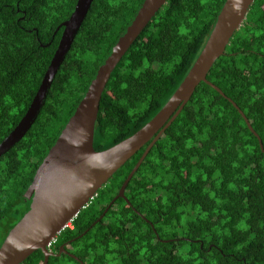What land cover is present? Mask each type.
Here are the masks:
<instances>
[{
    "label": "trees",
    "instance_id": "obj_1",
    "mask_svg": "<svg viewBox=\"0 0 264 264\" xmlns=\"http://www.w3.org/2000/svg\"><path fill=\"white\" fill-rule=\"evenodd\" d=\"M143 0H93L35 122L0 156V243L23 191ZM225 0H167L112 72L93 149L127 139L165 105L203 49ZM77 0H0V143L25 115ZM108 208L145 148L57 237L47 264H264V0ZM82 235V236H81ZM68 247V246H67ZM66 251L67 248L65 247ZM40 250L22 264H42Z\"/></svg>",
    "mask_w": 264,
    "mask_h": 264
},
{
    "label": "water",
    "instance_id": "obj_2",
    "mask_svg": "<svg viewBox=\"0 0 264 264\" xmlns=\"http://www.w3.org/2000/svg\"><path fill=\"white\" fill-rule=\"evenodd\" d=\"M92 1L77 0L73 13L58 27L63 30L54 55L25 115L0 143V156L18 143L35 122ZM166 1L143 0L97 67L80 101L23 191L26 211L0 243V264H22L37 250L43 254L42 264H47L50 257L67 254L65 245L60 246L58 254H54L47 249L48 243L89 204L117 170L147 145L122 183L118 194L97 221L102 219L116 199L127 201L124 191L131 178L153 145L180 114L200 83L207 84L226 98L216 86L206 80V76L216 60L224 54L226 46L244 22L254 0H225L203 49L161 110L127 139L101 152L93 149L94 125L101 96L109 78ZM229 102L239 112L248 130L257 138L260 150L264 153L261 140L248 120L234 103L230 100ZM70 256L83 264L76 257Z\"/></svg>",
    "mask_w": 264,
    "mask_h": 264
},
{
    "label": "flooded vegetation",
    "instance_id": "obj_3",
    "mask_svg": "<svg viewBox=\"0 0 264 264\" xmlns=\"http://www.w3.org/2000/svg\"><path fill=\"white\" fill-rule=\"evenodd\" d=\"M65 245V247L67 248V252L70 254V250H71V248L69 247V245H70V241L69 242H67L66 244H64ZM68 246V247H67Z\"/></svg>",
    "mask_w": 264,
    "mask_h": 264
},
{
    "label": "built area",
    "instance_id": "obj_4",
    "mask_svg": "<svg viewBox=\"0 0 264 264\" xmlns=\"http://www.w3.org/2000/svg\"><path fill=\"white\" fill-rule=\"evenodd\" d=\"M69 228H71V226L69 225ZM55 242V240H52L48 245H47V247L48 248H50L51 247V245L53 244Z\"/></svg>",
    "mask_w": 264,
    "mask_h": 264
},
{
    "label": "clouds",
    "instance_id": "obj_5",
    "mask_svg": "<svg viewBox=\"0 0 264 264\" xmlns=\"http://www.w3.org/2000/svg\"><path fill=\"white\" fill-rule=\"evenodd\" d=\"M70 223H71V222H70ZM69 225H70V224H68L67 227H69ZM70 226H71V225H70ZM67 227H66V228H67ZM53 240L56 241V238H54ZM51 241H52V240H51ZM51 241H50V242H51ZM50 242H49V243H50ZM49 243H48V244H49ZM54 243H55V242H54ZM54 243H53V244H54ZM53 244H52V245H53ZM52 245H51V246H52ZM50 248H51V247H50ZM50 248L47 247V249H48L49 251H50Z\"/></svg>",
    "mask_w": 264,
    "mask_h": 264
}]
</instances>
